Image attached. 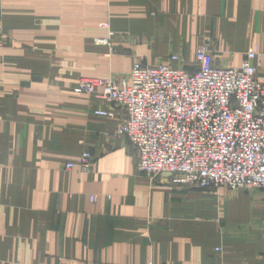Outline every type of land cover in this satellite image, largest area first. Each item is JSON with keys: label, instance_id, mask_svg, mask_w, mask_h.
<instances>
[{"label": "crops", "instance_id": "obj_1", "mask_svg": "<svg viewBox=\"0 0 264 264\" xmlns=\"http://www.w3.org/2000/svg\"><path fill=\"white\" fill-rule=\"evenodd\" d=\"M205 38L221 67L257 49L264 83V0H0V264H264V191L152 179L124 109L74 92L173 54L192 70Z\"/></svg>", "mask_w": 264, "mask_h": 264}, {"label": "built area", "instance_id": "obj_2", "mask_svg": "<svg viewBox=\"0 0 264 264\" xmlns=\"http://www.w3.org/2000/svg\"><path fill=\"white\" fill-rule=\"evenodd\" d=\"M170 60L156 66L138 61L119 79H82L74 92L124 109L126 120L115 136L133 145L138 169L152 179L166 176L201 190H264V83L258 50L248 52L240 67H221L205 38L192 70L179 65L177 54ZM95 115L115 116L107 110ZM91 161V154L84 153L79 169L86 171Z\"/></svg>", "mask_w": 264, "mask_h": 264}, {"label": "rangeland", "instance_id": "obj_3", "mask_svg": "<svg viewBox=\"0 0 264 264\" xmlns=\"http://www.w3.org/2000/svg\"><path fill=\"white\" fill-rule=\"evenodd\" d=\"M111 35V34H110ZM115 34H112L111 36L112 37H110V39L111 38H115L116 36H114ZM111 40H104V39H97V41H95V44L97 45V46H95V47H97V48H99V49H103V48H108V49H110V50H108V53L109 52H112V51H115L113 48H110L111 47V42H110ZM118 52H120V51H118ZM113 54V53H112ZM180 66H185V65H181V64H179ZM125 76H127V75H125ZM125 76H122V77H125ZM115 79V78H114ZM222 188H225V189H228V188H226V187H222ZM230 190V189H229ZM231 191H233V190H231ZM245 191H247V190H245ZM253 191H264V190H251V191H247V192H253Z\"/></svg>", "mask_w": 264, "mask_h": 264}]
</instances>
